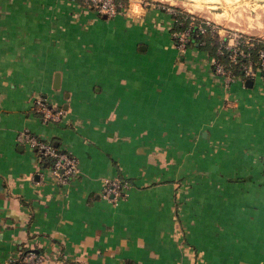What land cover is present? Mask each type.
<instances>
[{
    "label": "crops",
    "instance_id": "1",
    "mask_svg": "<svg viewBox=\"0 0 264 264\" xmlns=\"http://www.w3.org/2000/svg\"><path fill=\"white\" fill-rule=\"evenodd\" d=\"M172 26L141 1L109 19L0 0V264L30 250L38 264H264V80L226 89ZM23 131L74 156L76 176L59 183ZM106 179L128 197L105 198Z\"/></svg>",
    "mask_w": 264,
    "mask_h": 264
},
{
    "label": "built area",
    "instance_id": "2",
    "mask_svg": "<svg viewBox=\"0 0 264 264\" xmlns=\"http://www.w3.org/2000/svg\"><path fill=\"white\" fill-rule=\"evenodd\" d=\"M81 1L84 7L109 19L115 17L121 10H126V7L124 8L118 0ZM162 8L166 9L173 17L172 37L181 51L185 52L190 48L189 43L196 41L195 39H198L200 45H205L206 41L202 40L204 35L211 34L219 38L216 54L212 58V71L214 76L222 81L226 89H229L238 80L246 82L258 74L264 80V43L259 39L240 31L220 29L209 20L197 17L193 13H186L170 7ZM177 25L181 28L177 29ZM259 44L262 46L258 47ZM36 110L42 114L44 120L59 119L60 117V113L49 107L43 98L37 100ZM18 140L29 145L41 162L46 158L54 159L50 168L59 183L67 184L78 173L77 159L70 153L57 148L52 142H47L29 131L21 132ZM130 188L131 184L127 180L106 179L103 196L111 202L117 203L128 197ZM42 259L41 255L30 250L1 264H38Z\"/></svg>",
    "mask_w": 264,
    "mask_h": 264
},
{
    "label": "rangeland",
    "instance_id": "3",
    "mask_svg": "<svg viewBox=\"0 0 264 264\" xmlns=\"http://www.w3.org/2000/svg\"><path fill=\"white\" fill-rule=\"evenodd\" d=\"M122 1L127 4L126 9H129L130 4L142 1L146 8H157L167 12L162 7H170L193 13L197 17L209 20L220 29L240 31L264 43V0H193L185 3L176 0Z\"/></svg>",
    "mask_w": 264,
    "mask_h": 264
},
{
    "label": "trees",
    "instance_id": "4",
    "mask_svg": "<svg viewBox=\"0 0 264 264\" xmlns=\"http://www.w3.org/2000/svg\"><path fill=\"white\" fill-rule=\"evenodd\" d=\"M81 3V0H77ZM123 4L124 7H127V4H125L122 0H118ZM181 28L179 25H177V29ZM196 41H191L189 43V46L192 47L194 45H197L198 47L207 50L211 55H215L218 45H219V38L217 36H212L211 34L204 35L202 40L206 41L205 45H200L198 39H195ZM262 45L259 44L258 47H261ZM58 148V147H57ZM54 162V159L46 158L42 162L44 166H51Z\"/></svg>",
    "mask_w": 264,
    "mask_h": 264
},
{
    "label": "water",
    "instance_id": "5",
    "mask_svg": "<svg viewBox=\"0 0 264 264\" xmlns=\"http://www.w3.org/2000/svg\"><path fill=\"white\" fill-rule=\"evenodd\" d=\"M106 18V16H104ZM57 81H58V76H57ZM246 84L249 86V87H252L253 85V80L251 79H248ZM56 88H58V82H57V85H55Z\"/></svg>",
    "mask_w": 264,
    "mask_h": 264
},
{
    "label": "bare ground",
    "instance_id": "6",
    "mask_svg": "<svg viewBox=\"0 0 264 264\" xmlns=\"http://www.w3.org/2000/svg\"><path fill=\"white\" fill-rule=\"evenodd\" d=\"M176 1H182V2L185 3V2H192L193 0H176ZM260 1H261V0H260ZM197 8H198V7H197ZM196 11H197V10H196ZM198 11H199V10H198ZM201 12H202V11H201ZM217 17H218V16H217ZM217 17H216V18H217ZM218 18H219V17H218Z\"/></svg>",
    "mask_w": 264,
    "mask_h": 264
}]
</instances>
